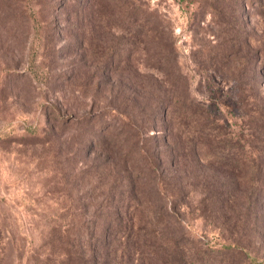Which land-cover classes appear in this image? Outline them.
<instances>
[{
  "label": "rangeland",
  "instance_id": "374dc122",
  "mask_svg": "<svg viewBox=\"0 0 264 264\" xmlns=\"http://www.w3.org/2000/svg\"><path fill=\"white\" fill-rule=\"evenodd\" d=\"M172 90L248 150L264 146V0H0V264H59V233L104 210L116 174L134 175L122 153L150 149V108ZM210 150L197 177L222 184L226 205L210 209L186 183L187 250L264 264V197L250 211L241 169ZM231 239L240 245L221 248Z\"/></svg>",
  "mask_w": 264,
  "mask_h": 264
},
{
  "label": "trees",
  "instance_id": "16d2710c",
  "mask_svg": "<svg viewBox=\"0 0 264 264\" xmlns=\"http://www.w3.org/2000/svg\"><path fill=\"white\" fill-rule=\"evenodd\" d=\"M163 61L157 59L158 69ZM149 113V126L153 130L148 136L150 149L139 146L135 150L138 159L132 152L134 147L130 150L125 147L122 158L134 175L116 174L121 179L116 185L110 184L108 193L103 196L100 204L104 210L78 219V228L72 231L70 238L63 228L59 234L65 246L58 253L59 264L70 259L76 261L70 264L218 262L216 257L222 255V251L214 245L195 252L187 250L188 241L178 213V205L188 194L187 182L188 187L209 194L210 209L221 210V206L226 205L222 184L198 180L196 164L202 160L200 150L204 145L211 148L208 157L213 161L241 169V179L249 188L244 198L250 211L255 199L264 197V146L256 147L252 143L248 150L237 136L219 131L220 122L206 107L188 97L177 98L173 90L158 93ZM257 119L261 124L254 129L264 134V113L258 114ZM263 137L259 141L264 142ZM114 141L111 138L109 142ZM103 143L100 138L93 144L102 146ZM186 158L193 160L194 165L188 167ZM188 171L191 176L186 175ZM147 184V188H143ZM236 222L237 219H233L230 223L235 225ZM70 243L74 246L71 254L70 248L67 249ZM234 245L240 243L231 239L221 248L233 249Z\"/></svg>",
  "mask_w": 264,
  "mask_h": 264
}]
</instances>
